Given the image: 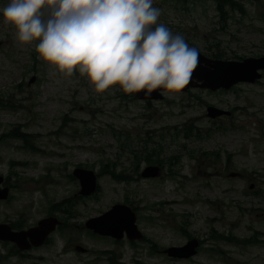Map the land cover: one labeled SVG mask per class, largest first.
Segmentation results:
<instances>
[{
  "label": "rangeland",
  "instance_id": "obj_1",
  "mask_svg": "<svg viewBox=\"0 0 264 264\" xmlns=\"http://www.w3.org/2000/svg\"><path fill=\"white\" fill-rule=\"evenodd\" d=\"M234 1L220 12L216 0H152L160 15L148 30L163 24L210 57L264 55V0ZM9 3L0 0V175L10 189L0 219L33 225L65 198L72 206L65 240L57 234L52 245L0 264H110L109 251L124 264H264V77L228 90L166 91L150 103L119 84L98 92L78 67L68 75L45 61L39 40L20 41L3 15ZM208 106L230 114L209 117ZM14 129L29 143L10 137ZM79 165L99 177L91 196L72 175ZM147 165L159 166V176L143 177ZM116 203L136 208L143 239L115 241L84 227ZM191 238L202 240L196 256L163 252ZM69 241L89 252L69 251Z\"/></svg>",
  "mask_w": 264,
  "mask_h": 264
},
{
  "label": "clouds",
  "instance_id": "obj_2",
  "mask_svg": "<svg viewBox=\"0 0 264 264\" xmlns=\"http://www.w3.org/2000/svg\"><path fill=\"white\" fill-rule=\"evenodd\" d=\"M3 15L20 41L39 40L45 61L68 75L78 67L98 92L116 84L128 93L179 91L198 63L181 35L163 24L148 30L160 15L152 0H11Z\"/></svg>",
  "mask_w": 264,
  "mask_h": 264
},
{
  "label": "water",
  "instance_id": "obj_3",
  "mask_svg": "<svg viewBox=\"0 0 264 264\" xmlns=\"http://www.w3.org/2000/svg\"><path fill=\"white\" fill-rule=\"evenodd\" d=\"M11 2V0H9ZM198 52V63L192 72L189 83L181 90L186 91L191 87L207 88L210 90L230 89L239 82H255L263 77L264 55L260 57H248L243 60L211 59L201 52ZM163 90L166 88L154 89L148 93L147 89L137 92L142 99H163ZM147 93V94H146ZM227 110L215 106L207 107V114L210 117H217L222 114H229ZM160 174V167L155 165L147 166L141 173L143 177H156ZM73 175L80 179L81 194L88 195L95 191L97 177L93 171L76 168ZM4 177L0 175V200L9 197V188L3 186ZM253 186V185H252ZM59 220L56 217L43 218L37 225L27 230H13L9 224L0 223V240L11 241L20 250H28L32 246H40L46 240L51 231L56 228ZM85 227L100 236L112 237L116 240L125 237L129 239H141L142 232L136 223L135 211L126 204H114L109 210L96 217H91L85 222ZM200 242L197 238L188 240L184 245L171 246L164 249L171 258H190L196 255ZM77 249H82L77 246Z\"/></svg>",
  "mask_w": 264,
  "mask_h": 264
},
{
  "label": "flooded vegetation",
  "instance_id": "obj_4",
  "mask_svg": "<svg viewBox=\"0 0 264 264\" xmlns=\"http://www.w3.org/2000/svg\"><path fill=\"white\" fill-rule=\"evenodd\" d=\"M229 115V114H228ZM2 201V200H0ZM1 204V202H0ZM61 208V210H58V209H50L47 213V216H57L60 220V224L57 226V228L47 237V239L45 240L44 244L43 245H52L53 243H55V235H61V239L62 240H65V234H66V231L67 230H70L71 226H70V223L68 222V218H65L64 215H65V209L64 207H59ZM57 212H60L63 217L61 218V216L59 217V215H57ZM46 216V217H47ZM0 223L2 224H9L14 230H23V229H29L33 226H35L36 224H33V225H27L26 222H21V223H18L21 227L20 228H14L16 227L15 225L13 226L12 223H9L7 222L6 220L4 219H0ZM66 244V242L64 243ZM42 245V246H43ZM68 245H70V249H68L69 251H72V250H75L76 252L78 253H88L89 252V248L85 247L84 245L82 244H77V243H72L71 241H69ZM76 246H81L83 247L82 249L80 250H77V247ZM39 247H32L30 250H27V251H20L16 244H14L13 242H10V241H3V240H0V260L1 259H9L11 258L12 256H16V257H25L27 256L28 254L31 253V251L35 250V249H38ZM62 250H66L65 248H62ZM67 251V250H66Z\"/></svg>",
  "mask_w": 264,
  "mask_h": 264
},
{
  "label": "trees",
  "instance_id": "obj_5",
  "mask_svg": "<svg viewBox=\"0 0 264 264\" xmlns=\"http://www.w3.org/2000/svg\"><path fill=\"white\" fill-rule=\"evenodd\" d=\"M217 1V9H218V11H220V12H222L223 11V6L224 5H230V6H234V4L236 3L234 0H216ZM178 2H180V3H185V1H178ZM239 9H241V5H239ZM213 57H221V54L218 52V51H215V52H213ZM15 130H17V129H14V131H12L10 134H9V136L10 137H17V138H20V139H23L26 143H29V141L27 140V136H26V134L25 133H22V132H15ZM183 133H184V136L186 137V138H189V137H192V135H194L193 134V132L191 131V130H189V129H184L183 130ZM197 135L199 136L200 135V133L198 132L197 133ZM150 154H147V157H145V160L148 162V163H151V158H150ZM156 161H154V163H155ZM159 163H160V161H158ZM112 174V177L114 178V179H116V180H119V181H129V175H125V174H123V172H121L120 174H116L114 171L111 173ZM127 202H128V200H126ZM70 199H66V200H63L62 202H60V203H58V204H54V205H52V209H58V210H61V208H59V207H63V206H65V208H66V211L68 210V207H69V205H70ZM65 204V205H64ZM136 209V208H135ZM12 225L14 226H16V227H14V228H20L21 226L18 224V223H12ZM90 232V234H92V235H94V236H97L98 237V235H96V234H94V233H92L91 231H89ZM212 238L213 239H216V240H221V239H224L225 237L223 236V235H221V234H219V235H212ZM241 242H243V243H246V242H250V239H247V240H241ZM152 245H154L155 246V243L154 242H152ZM107 252V251H106ZM108 261H109V263L110 264H124V263H121L120 262V257L119 256H117V255H115L114 253L112 254V252L111 251H109L108 253ZM137 264H142L141 262H138Z\"/></svg>",
  "mask_w": 264,
  "mask_h": 264
}]
</instances>
